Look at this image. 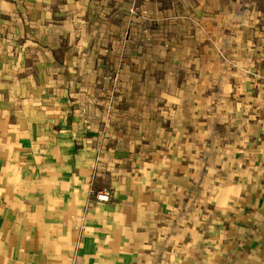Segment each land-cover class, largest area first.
Wrapping results in <instances>:
<instances>
[{
    "label": "rangeland",
    "instance_id": "rangeland-1",
    "mask_svg": "<svg viewBox=\"0 0 264 264\" xmlns=\"http://www.w3.org/2000/svg\"><path fill=\"white\" fill-rule=\"evenodd\" d=\"M0 89L22 170L65 204L83 159L130 264H264V0H0Z\"/></svg>",
    "mask_w": 264,
    "mask_h": 264
},
{
    "label": "crops",
    "instance_id": "crops-1",
    "mask_svg": "<svg viewBox=\"0 0 264 264\" xmlns=\"http://www.w3.org/2000/svg\"><path fill=\"white\" fill-rule=\"evenodd\" d=\"M6 99L13 98L0 89V264H130L133 241L123 229L108 228L116 220L96 214L93 219L85 217L90 169L83 159L76 158L72 165L74 189L65 204L60 198L59 205L54 204L52 193L37 188V174L22 170L21 149L31 145L21 139L20 122L8 120ZM259 115L264 122V109ZM262 163L256 177L263 181ZM246 185L235 182L222 188L216 194L218 209L240 211ZM64 190L67 200L68 190ZM240 219L239 215L233 226L238 232L232 241L237 248L254 242Z\"/></svg>",
    "mask_w": 264,
    "mask_h": 264
},
{
    "label": "built area",
    "instance_id": "built-area-1",
    "mask_svg": "<svg viewBox=\"0 0 264 264\" xmlns=\"http://www.w3.org/2000/svg\"><path fill=\"white\" fill-rule=\"evenodd\" d=\"M99 197H101V198H103V199H106L107 197H108V192H101L100 194H99Z\"/></svg>",
    "mask_w": 264,
    "mask_h": 264
}]
</instances>
